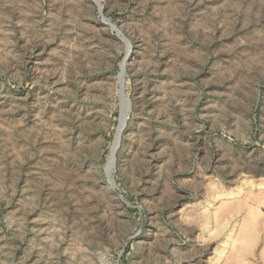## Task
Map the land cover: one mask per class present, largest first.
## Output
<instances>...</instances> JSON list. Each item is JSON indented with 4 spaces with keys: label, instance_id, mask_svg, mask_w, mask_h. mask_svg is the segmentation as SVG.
<instances>
[{
    "label": "rangeland",
    "instance_id": "374dc122",
    "mask_svg": "<svg viewBox=\"0 0 264 264\" xmlns=\"http://www.w3.org/2000/svg\"><path fill=\"white\" fill-rule=\"evenodd\" d=\"M0 264H264V0H0Z\"/></svg>",
    "mask_w": 264,
    "mask_h": 264
}]
</instances>
